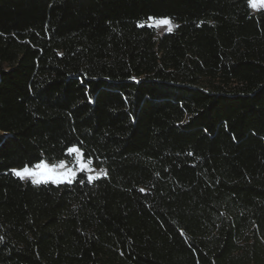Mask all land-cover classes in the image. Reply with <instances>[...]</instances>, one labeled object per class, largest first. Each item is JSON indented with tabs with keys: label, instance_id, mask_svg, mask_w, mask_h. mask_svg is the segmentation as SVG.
I'll use <instances>...</instances> for the list:
<instances>
[{
	"label": "trees",
	"instance_id": "obj_1",
	"mask_svg": "<svg viewBox=\"0 0 264 264\" xmlns=\"http://www.w3.org/2000/svg\"><path fill=\"white\" fill-rule=\"evenodd\" d=\"M0 264H264V9L0 0Z\"/></svg>",
	"mask_w": 264,
	"mask_h": 264
},
{
	"label": "snow or ice",
	"instance_id": "obj_2",
	"mask_svg": "<svg viewBox=\"0 0 264 264\" xmlns=\"http://www.w3.org/2000/svg\"><path fill=\"white\" fill-rule=\"evenodd\" d=\"M249 5L252 9L264 7V0H249ZM144 27L143 24L139 25ZM156 28L166 26V31L171 33L174 27L170 19L155 20L154 24L151 25ZM68 156H75L76 167H69L65 162L61 161L59 164L50 165L47 161H41L37 163L34 168L24 167L23 169H14V175L21 181L30 180L33 185H47L49 182L56 184L57 186L61 183L72 185L77 181L78 176L81 173L87 174V181L92 183L98 179L107 176L105 169L101 168L95 175L90 174L95 172L93 168V161L91 159L85 160L84 152L80 146H73L67 149ZM191 155V153H190ZM81 182L83 180L81 179ZM143 192L144 189H141Z\"/></svg>",
	"mask_w": 264,
	"mask_h": 264
},
{
	"label": "rangeland",
	"instance_id": "obj_3",
	"mask_svg": "<svg viewBox=\"0 0 264 264\" xmlns=\"http://www.w3.org/2000/svg\"><path fill=\"white\" fill-rule=\"evenodd\" d=\"M261 9H264V7H261V8H258V9H256V10H254V9H252L254 12H257V11H259V10H261ZM160 19H165V18H159V19H151V20H149L147 23H148V25H153L154 24V21L155 20H160ZM167 19H169V18H167ZM171 20V19H170ZM172 21V20H171ZM172 23H173V25L175 26L176 24L172 21ZM154 27V26H153ZM156 30H157V32L161 35V34H164V33H168L167 31H166V26H161V27H159V28H156V27H154ZM175 28V27H174ZM174 30V29H173ZM44 161H46V160H44ZM61 161H63V162H65L69 167H73V168H75L76 167V158H75V156H72V161H68L67 159H64V160H61ZM61 161H56V162H49V161H47L50 165H53V164H59ZM35 167V166H34ZM34 167H29V168H34ZM93 168L95 169V172H93V173H90V174H93V175H95L96 174V172H99V170L101 169V168H96V167H94L93 166ZM103 169H105L106 170V168H103ZM106 172H107V170H106ZM24 181H30V180H24ZM49 183H51V182H49Z\"/></svg>",
	"mask_w": 264,
	"mask_h": 264
}]
</instances>
